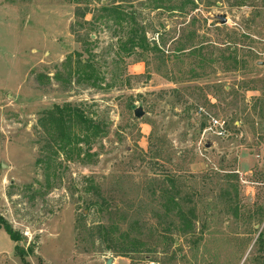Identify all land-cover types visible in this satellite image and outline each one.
I'll use <instances>...</instances> for the list:
<instances>
[{"label":"rangeland","instance_id":"rangeland-1","mask_svg":"<svg viewBox=\"0 0 264 264\" xmlns=\"http://www.w3.org/2000/svg\"><path fill=\"white\" fill-rule=\"evenodd\" d=\"M64 105L100 130L69 155L46 121ZM199 108L227 138L201 141ZM166 180L194 210L185 233ZM0 217L20 238L0 229V264L129 245L134 264H264V0H0Z\"/></svg>","mask_w":264,"mask_h":264},{"label":"trees","instance_id":"trees-1","mask_svg":"<svg viewBox=\"0 0 264 264\" xmlns=\"http://www.w3.org/2000/svg\"><path fill=\"white\" fill-rule=\"evenodd\" d=\"M173 6H167L166 8L171 9ZM103 12H108L107 7H102ZM128 17H130L128 15ZM120 20V18H118ZM132 37L129 39L132 48L139 47L142 49H151L153 51H159L155 44L149 45L145 36L141 34L140 30H132ZM186 51L185 47H182L180 50H177L178 53H184ZM233 52L230 53V57L234 65L237 63L232 57ZM200 64L202 61L199 62ZM87 68V67H85ZM88 78L87 74L84 76ZM49 130L51 131L50 138L56 144L58 143L59 150L63 151L66 155L70 153L72 146L79 141H84L86 138L84 136H78V133L93 131V135L99 134V127L97 124L89 121L83 113L71 107L70 105H64L63 107L55 106L52 112H49L46 118ZM76 144V145H77ZM167 185L163 186L160 189L161 197L165 200L162 204L163 213L165 216H168L172 213L175 214L177 219H179V226L177 229L185 233L188 230L193 229L194 220V210L193 208L184 209L183 204L185 202H190L189 198L184 196L181 197L180 189L174 184L173 180H166ZM116 207V206H115ZM3 229L9 239L14 243H19L20 238L17 233L14 232L4 220L0 217V229ZM132 246V245H131ZM131 246L122 247L114 250L113 252L122 258L131 260L128 257V254L132 251ZM16 249H18L16 247ZM110 250V248H107ZM22 261H24V254L20 252L18 255ZM23 263V262H22ZM26 264V263H23Z\"/></svg>","mask_w":264,"mask_h":264},{"label":"built area","instance_id":"built-area-1","mask_svg":"<svg viewBox=\"0 0 264 264\" xmlns=\"http://www.w3.org/2000/svg\"><path fill=\"white\" fill-rule=\"evenodd\" d=\"M196 114L202 122L199 124L201 127V141L207 140L208 138L218 140L227 138L228 129L225 121L210 115L203 108H199Z\"/></svg>","mask_w":264,"mask_h":264},{"label":"water","instance_id":"water-1","mask_svg":"<svg viewBox=\"0 0 264 264\" xmlns=\"http://www.w3.org/2000/svg\"><path fill=\"white\" fill-rule=\"evenodd\" d=\"M217 20H218L220 25H224L226 23L225 16H218ZM133 115L135 118L140 119L144 116V112L141 108H137L134 110ZM207 147H209V146H207ZM105 264H111V259L110 258L105 259Z\"/></svg>","mask_w":264,"mask_h":264},{"label":"crops","instance_id":"crops-1","mask_svg":"<svg viewBox=\"0 0 264 264\" xmlns=\"http://www.w3.org/2000/svg\"><path fill=\"white\" fill-rule=\"evenodd\" d=\"M110 258L111 259V264H134L131 262V260L122 258V257H106L103 258L104 264H105V259ZM143 264H151L150 262H146Z\"/></svg>","mask_w":264,"mask_h":264}]
</instances>
